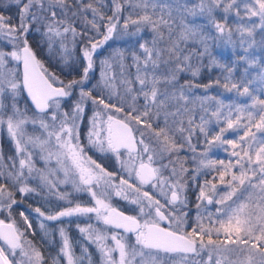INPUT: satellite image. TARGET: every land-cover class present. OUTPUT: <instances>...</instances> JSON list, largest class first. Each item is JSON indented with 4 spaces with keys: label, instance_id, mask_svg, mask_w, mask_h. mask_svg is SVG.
Masks as SVG:
<instances>
[{
    "label": "snow or ice",
    "instance_id": "6c2138e0",
    "mask_svg": "<svg viewBox=\"0 0 264 264\" xmlns=\"http://www.w3.org/2000/svg\"><path fill=\"white\" fill-rule=\"evenodd\" d=\"M0 7V134L13 149L0 147V264H264V98L247 68L234 80L208 44L222 38L237 62L234 14L240 59L258 64L247 53L257 32L264 49V0ZM114 38L128 46L109 51ZM213 66L223 81L201 82ZM257 78L264 92V64ZM213 87L249 102L226 103ZM34 198L44 210L22 208ZM37 230L59 236L55 254L31 239Z\"/></svg>",
    "mask_w": 264,
    "mask_h": 264
},
{
    "label": "rangeland",
    "instance_id": "374dc122",
    "mask_svg": "<svg viewBox=\"0 0 264 264\" xmlns=\"http://www.w3.org/2000/svg\"><path fill=\"white\" fill-rule=\"evenodd\" d=\"M161 2H163V0H161ZM239 2H240V0H238V3ZM10 3H11V0H4V5H8ZM5 10H6L5 8L0 7V11H5ZM219 15L220 14H218V18H219ZM241 15H243L242 9H241ZM237 20H238V18L233 14V15L229 16V23H228V27H230L232 29L233 40L236 42V51H235L234 55H235V59L237 62L235 64H233V58L234 57H233V52L231 50L232 46L226 45L222 38H217V39H213V40L208 41L210 51H211L212 55L219 61V63L225 64L229 67L234 66L235 71L233 72V79L236 81H240L242 79H245V71L244 70L247 68L248 73H247L246 79L253 81L251 84L248 85L250 92L253 93L254 95H259L261 98H264V92L258 91V89H260L262 85H261V82L259 81V79L257 78L259 75V67L261 64H264V49H262L260 47V44H259V41L261 38L260 33L257 32L255 34L256 43L253 45L252 48H250L248 50V53H247V55L249 56V59L255 57L259 61V63L256 65H253L252 67H249V65L243 59H240V57H243L245 55L243 48L247 47V44H244L243 46H241V44H240L241 37H240L239 33L236 31ZM196 22L201 23L202 21H200L198 19ZM241 23H243V22H241ZM213 35H216L217 37L219 36V34H216V33H213ZM149 36H150V34H149ZM36 39H41L39 34H37ZM244 39H248L246 33H245ZM109 45H111V48H109V51H111L112 49H115V48H125L128 46V40H122V39H115L114 38V40L109 41ZM105 47L107 48L108 46L106 45ZM103 54L107 55V53H103ZM204 63L205 64L208 63L207 57L204 58ZM52 69L54 71H57L59 74V71H58L57 67L55 66V63H53ZM213 71H217V72L219 71V73L225 72L224 69H221V68H218L215 66H213L211 69H209L208 67H204L201 71L200 76H199V80L201 82H205V81L209 82L211 80ZM197 92L199 94H203L202 90H200V89H197ZM208 93L211 95L217 96L218 99H223L226 103L231 102L233 100L236 101L237 103L249 102V98L247 96L237 97L235 91L227 92V91H225L219 87L210 88L208 90ZM29 131H31V128H29ZM0 147H2L4 155L6 157L13 153L12 145L9 143L8 139L5 136H3L2 134H0ZM210 155L212 157L214 156L213 158H220L221 156H223V158H221V159L227 158V154L225 152H223L222 150L216 149V148L213 149V151L210 153ZM189 163L191 164V162H189ZM190 199L192 200V198H190ZM114 203H115V201H114ZM29 204H31L33 208L39 206V207H42V210H44V206H43L42 202L39 200V198L26 200L24 205H22V208H27V206ZM118 206L123 208V202L121 201ZM189 207L191 208V211L189 212L188 225H193L194 219H195L193 216V213L195 212V208H194V206L191 205V203H190ZM33 215H35V214H33ZM14 218L17 221V226L20 227L22 225V221L18 215V211L16 213H14ZM33 220L36 222V227H38V222L35 219H33ZM205 225L207 226V221H205ZM33 229H34V227H33ZM186 230H187V228H186ZM69 233H70L71 240H73V238L76 239V237H79L78 239L81 240V236L77 232L76 228L72 231L69 230ZM36 235L38 236V234H36ZM31 239H33V237H31ZM58 239L60 242L59 236H58Z\"/></svg>",
    "mask_w": 264,
    "mask_h": 264
},
{
    "label": "trees",
    "instance_id": "16d2710c",
    "mask_svg": "<svg viewBox=\"0 0 264 264\" xmlns=\"http://www.w3.org/2000/svg\"><path fill=\"white\" fill-rule=\"evenodd\" d=\"M226 75V72H221L219 73V71H213L212 72V77L210 81H214L217 78H219L221 81H223L224 77ZM203 83H208V81H205ZM214 157V156H213ZM223 158V156H221L219 159ZM30 219H32V223H33V227L34 229H38V227H36V222L33 220L32 217H30ZM37 234L38 236H34L33 240L35 242H37L38 246H40L43 250L47 251V252H51L53 254H55L56 249H57V244H56V234L53 233V236L50 240H41V233L37 230Z\"/></svg>",
    "mask_w": 264,
    "mask_h": 264
},
{
    "label": "flooded vegetation",
    "instance_id": "af4514ba",
    "mask_svg": "<svg viewBox=\"0 0 264 264\" xmlns=\"http://www.w3.org/2000/svg\"><path fill=\"white\" fill-rule=\"evenodd\" d=\"M190 198H192V200H194V196H190ZM192 205V204H191ZM192 206H194V205H192ZM194 225V224H193ZM83 226V225H82ZM76 228V226H75V224H72V225H70V226H68V231L70 230V231H72V230H74ZM79 237H76V239L75 238H73V240H72V242L74 243V244H79V242L81 241L80 239H78ZM56 244H57V248H58V246H59V239H58V235H56ZM79 251H80V249H79V246H77L76 247V253H77V255H79Z\"/></svg>",
    "mask_w": 264,
    "mask_h": 264
}]
</instances>
